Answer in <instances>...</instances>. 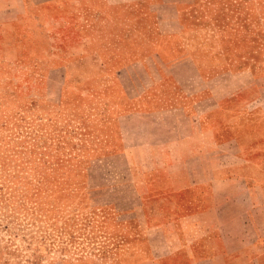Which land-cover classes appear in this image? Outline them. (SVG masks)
Returning <instances> with one entry per match:
<instances>
[{
    "label": "crops",
    "instance_id": "1",
    "mask_svg": "<svg viewBox=\"0 0 264 264\" xmlns=\"http://www.w3.org/2000/svg\"><path fill=\"white\" fill-rule=\"evenodd\" d=\"M54 1L0 0V24ZM206 1L78 0L85 57L104 84L91 135L104 159L118 156L132 171L155 234L146 242L165 244L151 245V264H264V196L255 206L245 177L226 165L227 148L242 161L249 124L264 122L245 97L264 73L214 28ZM119 72L145 85L132 93ZM256 127L252 140L264 141Z\"/></svg>",
    "mask_w": 264,
    "mask_h": 264
},
{
    "label": "rangeland",
    "instance_id": "2",
    "mask_svg": "<svg viewBox=\"0 0 264 264\" xmlns=\"http://www.w3.org/2000/svg\"><path fill=\"white\" fill-rule=\"evenodd\" d=\"M201 6L217 12L214 28L264 73V0ZM82 11L78 0H56L0 24V264H151V245H165L146 242L155 234L128 163L104 159L91 135L104 84L85 57ZM119 74L132 93L145 85ZM245 97L264 114V79L250 80ZM254 124L243 160L230 147L226 165L245 177L259 206L264 141L252 138L264 122Z\"/></svg>",
    "mask_w": 264,
    "mask_h": 264
}]
</instances>
